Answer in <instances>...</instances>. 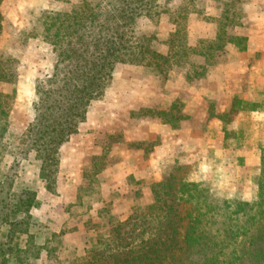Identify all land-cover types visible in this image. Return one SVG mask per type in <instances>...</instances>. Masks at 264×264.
Segmentation results:
<instances>
[{
  "label": "rangeland",
  "instance_id": "obj_1",
  "mask_svg": "<svg viewBox=\"0 0 264 264\" xmlns=\"http://www.w3.org/2000/svg\"><path fill=\"white\" fill-rule=\"evenodd\" d=\"M97 1L0 0V70L8 64L12 75L0 79L8 111L0 170L18 160L15 186L36 193L32 231L44 250L35 264H67L93 245L110 249L109 220L136 208L135 221L143 213L148 220L143 208L154 190L166 198V186L194 181L213 201H252L264 176V126L255 123L264 120V0H154L134 25L143 62L115 64L81 130L60 149L54 190H46L34 154L16 151L33 119L37 80L55 60L39 16Z\"/></svg>",
  "mask_w": 264,
  "mask_h": 264
},
{
  "label": "trees",
  "instance_id": "obj_2",
  "mask_svg": "<svg viewBox=\"0 0 264 264\" xmlns=\"http://www.w3.org/2000/svg\"><path fill=\"white\" fill-rule=\"evenodd\" d=\"M154 7V0H99L40 13L41 37L55 60L51 73L37 80L33 119L16 151L22 158L34 154L46 190H54L61 146L77 133L91 102L103 95L115 64L143 62L146 51L134 25ZM11 77L6 64L0 79ZM1 97L0 151L8 114ZM18 162L0 170V264H35L44 250L32 231L36 193L15 186ZM166 187V198L154 190L153 202L143 208L148 220L143 213L135 221L140 208L124 221L109 220L113 236L103 241L110 249L86 247L85 257L67 264H264V176L252 201H213L201 182L182 181L176 191ZM181 205L188 206L183 215Z\"/></svg>",
  "mask_w": 264,
  "mask_h": 264
},
{
  "label": "crops",
  "instance_id": "obj_3",
  "mask_svg": "<svg viewBox=\"0 0 264 264\" xmlns=\"http://www.w3.org/2000/svg\"><path fill=\"white\" fill-rule=\"evenodd\" d=\"M261 2H263V0H261V1H259L258 3H261ZM239 114H242V112H239ZM253 114H254V116H256V115H258L259 114V118H262V116H263V114L261 113V112H253ZM256 118H258L257 116H256ZM256 123V126H260V127H263L264 126V120L263 121H261V122H255ZM254 123V124H255ZM81 125V124H80ZM80 125H79V127H78V131H80L81 129H80ZM77 131V132H78ZM74 135H76V133L74 134ZM74 135H72L71 137H70V139L67 141V142H65L62 146H61V150L64 148V146L65 145H67L71 140H72V138H73V136Z\"/></svg>",
  "mask_w": 264,
  "mask_h": 264
}]
</instances>
